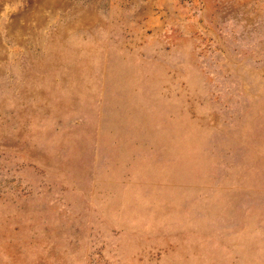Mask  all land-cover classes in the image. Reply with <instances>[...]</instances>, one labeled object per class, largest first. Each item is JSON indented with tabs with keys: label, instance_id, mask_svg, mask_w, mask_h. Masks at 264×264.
<instances>
[{
	"label": "rangeland",
	"instance_id": "obj_1",
	"mask_svg": "<svg viewBox=\"0 0 264 264\" xmlns=\"http://www.w3.org/2000/svg\"><path fill=\"white\" fill-rule=\"evenodd\" d=\"M0 264H264V0H0Z\"/></svg>",
	"mask_w": 264,
	"mask_h": 264
}]
</instances>
